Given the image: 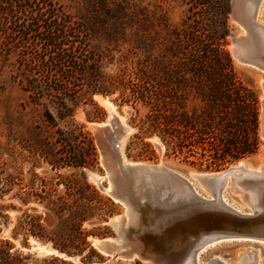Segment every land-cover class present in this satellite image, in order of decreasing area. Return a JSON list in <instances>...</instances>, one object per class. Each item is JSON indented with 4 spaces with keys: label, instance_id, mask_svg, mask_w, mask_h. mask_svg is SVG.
Returning a JSON list of instances; mask_svg holds the SVG:
<instances>
[{
    "label": "trees",
    "instance_id": "obj_1",
    "mask_svg": "<svg viewBox=\"0 0 264 264\" xmlns=\"http://www.w3.org/2000/svg\"><path fill=\"white\" fill-rule=\"evenodd\" d=\"M141 11L132 0H83L78 14L55 0H0V50L15 56L12 77L27 97L21 109L29 108L18 115L36 113L41 105L35 127L43 135L36 153L53 170L75 169L56 183L63 185L60 192L39 178V190L20 198L26 204L33 194L54 217L47 227L41 213L24 210L12 229L13 234L22 231L24 241L31 235L69 256L87 251L82 262L103 260L88 236L105 232L87 230L83 223L105 219L114 203L87 180L85 168L96 162V148L66 103L82 87L91 106L85 111L87 121L105 116L94 94L118 92L115 101L119 98L120 104L131 103L135 109L130 121L136 132L126 146L127 156L152 158L154 151L145 140L151 136L159 138L166 153L207 161V166L258 150L256 92L237 75L228 51L213 43L214 33H207L208 43H203L199 20L184 21L156 50V38L139 29L140 15H151ZM113 60L115 70L104 72L102 65ZM136 104L146 108L142 116ZM25 259L0 243V264H28ZM38 264L71 262L49 254Z\"/></svg>",
    "mask_w": 264,
    "mask_h": 264
},
{
    "label": "rangeland",
    "instance_id": "obj_2",
    "mask_svg": "<svg viewBox=\"0 0 264 264\" xmlns=\"http://www.w3.org/2000/svg\"><path fill=\"white\" fill-rule=\"evenodd\" d=\"M64 8L72 13L78 14L83 5V0H55ZM142 7V13L151 14L150 17L140 15V31H145L146 35L156 38V50L159 49L162 42H166L170 37L171 29L183 28V22L195 23L194 19H198V26L202 29L201 39L203 43H208L205 35L214 33V44H219L228 51L234 70L240 79L251 87L257 95L258 100V135H259V111H260V95L262 93L260 87L261 70L253 67L236 63L231 56L230 46L232 37L239 32L237 27L231 20L230 0H204L203 5L192 4L193 0H132ZM259 18L264 21V0L260 6ZM197 25V24H196ZM211 31V32H210ZM15 56L13 54L6 55L0 50V243L8 246L10 252H14L21 257H26L28 264H38L42 257L49 254H57L49 242L41 241L31 235H28L24 241V233L17 231L12 233V229L16 225L17 218L24 210L29 213H41L43 222L47 227H51L54 223V217L46 211L43 205L37 202L33 194L29 195V201L24 204L20 198L24 197L27 192H36L39 190V178H45L51 181L55 192H60L63 185L61 183L63 177L74 168L63 167L59 169H51L49 164L36 153L35 149L41 147L40 138L43 132L35 127L40 123L38 115L43 113L41 105L37 107L36 113H27L20 117L21 104L27 100L25 93L20 89L12 75L16 69ZM116 68V61H110L102 65L104 72H113ZM85 87L79 91V96L75 100L67 101L73 113L76 122L83 124L84 130L88 131L93 139L96 148V162L85 168V174L89 183L106 197H109L113 203V212L107 214L105 219L94 218L89 222H84L83 227L87 230L95 232H105L104 236H88L92 246L103 255V260L98 261L94 257L91 262H82L81 256L86 255L85 251L81 256L76 255L71 258H64L71 264H101L111 258V255L103 253L95 247V240L109 239L113 243L122 245V239L117 235L115 228L110 224L120 213L125 211L124 206L113 200L106 188L112 185L110 170L113 169L115 160L114 152L118 150L122 161L126 162H151L163 163L170 167L176 168L184 173L187 171L214 173L228 166H235L240 160H243L246 167L256 169L264 164V143H262L259 135L258 150L249 156L227 162L220 166H207V161L199 163L194 157L184 159L182 155H175L170 151L165 152L164 146L156 136L146 137L145 140L151 144L154 151L153 157H133L127 156L126 146L136 132V127L131 123L130 118L135 109L131 103H121L115 92L109 96L94 94L93 100L96 101L105 111L103 119L95 121H87L85 111L90 109V104L85 95ZM97 97L107 99L112 107L101 103ZM138 116H142L146 110L141 104H136ZM136 117V121L137 118ZM103 123V124H102ZM101 124V125H99ZM113 134L119 138V147L112 142ZM104 149V150H103ZM135 149L131 150V154L135 153ZM108 152V153H107ZM110 152V153H109ZM108 156V158L106 157ZM109 155H113L111 158ZM113 159V160H112ZM112 162V163H111ZM112 165V166H111ZM111 168V169H110ZM110 176V177H109ZM195 187L200 190L206 197H211L194 178H190ZM229 185V186H228ZM222 188L227 201L235 206L245 207L246 211H251L250 207L245 206L236 199L239 193H231L230 182ZM200 186V187H199ZM209 194V195H208ZM97 240V241H98ZM246 247L249 249H257L258 264H264V241L252 240L242 237H231L219 239L210 242L202 253L199 255L201 264H204V258L219 256L221 259L234 263L233 258L237 253ZM120 264H151L136 257L131 259L116 258ZM253 264V262L249 263Z\"/></svg>",
    "mask_w": 264,
    "mask_h": 264
},
{
    "label": "bare ground",
    "instance_id": "obj_3",
    "mask_svg": "<svg viewBox=\"0 0 264 264\" xmlns=\"http://www.w3.org/2000/svg\"><path fill=\"white\" fill-rule=\"evenodd\" d=\"M249 2L242 0L239 3L241 21L245 31L249 32L253 38L257 58L264 64V34L250 23L249 13L254 9V5ZM261 3L256 11L255 20L264 25V21L259 18ZM234 24L240 28L237 35L243 34L244 31L240 25L236 22ZM262 77L261 75L260 81ZM260 97H262V93ZM97 98L107 107H112L107 99ZM115 137L119 140L117 136ZM109 156L111 157V155ZM106 157L108 158L107 155ZM239 166L242 167L241 171L239 173L234 172L233 177H228L220 188H218L216 182L218 178L212 176L215 175V172L187 171L186 173L182 172L187 184L181 185L179 188L176 186L168 188L165 180L161 188L146 190L143 198L145 203L142 206L140 203L131 201L130 205L138 213L128 216L127 214L131 209H129L130 206L125 204L126 210L123 213L127 215L131 228L138 233L136 246H141L143 255L148 259L150 258L155 264H201L199 260L200 253L206 245L214 240L242 237L264 241V164L252 169L246 167L243 160H240L233 167ZM161 168L164 169L163 166ZM194 175H203L199 184L207 193L209 192L208 188L212 187L218 194L216 201L202 204L197 200V196L207 197L190 180L191 177L195 178ZM229 182L231 193H239V195L236 194V199L245 206L250 207L251 211H246L243 205L239 207L227 201L222 188L228 185ZM137 189L142 194V187H137ZM110 190V188H106V191ZM129 194L131 198L135 199L133 189H130ZM147 202L152 203L156 208L152 216H150L149 210L145 208L144 204ZM189 234L192 236L189 237ZM197 239L200 242L196 243L197 245L191 253V245ZM97 240H95L94 245L101 242V240ZM249 248L246 247L239 251L236 257L233 258V262L258 264L259 253L255 250L257 248ZM204 264L231 263L219 256H211L210 258H204Z\"/></svg>",
    "mask_w": 264,
    "mask_h": 264
},
{
    "label": "water",
    "instance_id": "obj_4",
    "mask_svg": "<svg viewBox=\"0 0 264 264\" xmlns=\"http://www.w3.org/2000/svg\"><path fill=\"white\" fill-rule=\"evenodd\" d=\"M242 0H230V15L231 20L243 29V34L233 35L232 43L230 46V53L232 58L236 63L253 66L261 71H264V64L259 61L257 58V54L255 51V47L253 45V38L251 37L249 32L245 31L244 25L241 21L240 15V7L239 3ZM246 1V0H243ZM250 1L254 5V9L249 13L250 23L253 24L257 29L261 30L264 34V25H261L255 20L256 11L258 9L261 0H247ZM249 2V3H250ZM263 77L260 81V87L262 91V97H260V111H259V135L262 143H264V73L261 74ZM118 137V136H117ZM112 142L116 147H119L120 141L116 139L115 134H113ZM115 160L113 164V169H111V178L112 185L110 187V191H107L110 197L121 203L124 208L125 204L130 206L131 209L128 212V216L131 214H136L138 211L131 206V201L136 203H140L142 206L144 201V195L146 190L149 188L156 189L161 188L162 183L165 182L168 188H173L176 186L179 188L181 185L187 184V181L184 179L182 175V171L170 167L163 163H151V162H127L122 161L120 157V153L118 150L114 152ZM164 167L162 169L161 167ZM242 167H233L228 166L218 172H215V176L217 177L218 188L222 186L224 181L228 177H233L234 172L239 173ZM181 172V173H180ZM203 175H194V179L196 181H200V178ZM137 187H142V194H140V190ZM130 189H133L135 192V199L131 198L129 194ZM211 197H200L197 196V200L202 204H207L209 202L216 201L217 192L214 189L208 188ZM145 205L146 210H149L150 216L155 213V207L152 203L147 202ZM126 210V208H125ZM127 215L124 213H120L117 218L110 222V224L115 228L117 235L122 239V245H118L113 243L111 240L102 239L101 242L95 245L100 251L103 253L111 255V258L101 264H120L116 261V258H138L141 260L149 261L151 264H155L150 258L148 259L143 255V249L141 246H136L138 233L133 230L128 222ZM166 219V218H165ZM192 235L189 234V237ZM192 239V238H190ZM199 239L191 245L190 252L194 251L196 243H199ZM56 251V250H54ZM57 252V251H56ZM56 255L62 256L64 258H71L72 256L66 255L64 253L57 252Z\"/></svg>",
    "mask_w": 264,
    "mask_h": 264
}]
</instances>
